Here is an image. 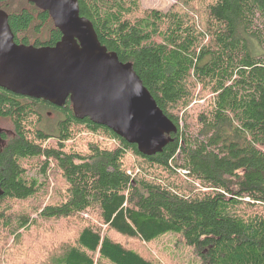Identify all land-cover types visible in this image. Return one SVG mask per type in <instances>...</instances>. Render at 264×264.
<instances>
[{"label": "trees", "instance_id": "1", "mask_svg": "<svg viewBox=\"0 0 264 264\" xmlns=\"http://www.w3.org/2000/svg\"><path fill=\"white\" fill-rule=\"evenodd\" d=\"M78 4L176 132L145 156L69 101L0 87L10 126H0V264H158L128 242L167 233L201 264H264V0H177L166 12L139 0ZM0 10L17 45L61 39L27 0ZM46 110L61 115L56 125H42ZM58 226L74 230L61 237Z\"/></svg>", "mask_w": 264, "mask_h": 264}, {"label": "water", "instance_id": "2", "mask_svg": "<svg viewBox=\"0 0 264 264\" xmlns=\"http://www.w3.org/2000/svg\"><path fill=\"white\" fill-rule=\"evenodd\" d=\"M27 1L49 14L61 39L52 47L17 45L0 10V87L56 107L69 101L77 117L112 130L145 156L160 153L175 125L132 64L100 44L92 24L80 16L78 0ZM1 133L0 128V146Z\"/></svg>", "mask_w": 264, "mask_h": 264}, {"label": "rangeland", "instance_id": "3", "mask_svg": "<svg viewBox=\"0 0 264 264\" xmlns=\"http://www.w3.org/2000/svg\"><path fill=\"white\" fill-rule=\"evenodd\" d=\"M177 0H139L141 9L144 10H159L161 12H166ZM202 102V101H201ZM42 125L44 126H54L60 119L61 115L54 112L44 111L42 113ZM188 122H192V118ZM2 128L9 130L10 126L7 123L0 125ZM182 125L180 124V127ZM131 163L134 165V173L139 172V167L137 165V159L130 155ZM181 170L178 171V175L183 180L185 174ZM133 173V174H134ZM53 179H51L50 187L53 184ZM59 234L61 237H69L70 232L74 229L63 230L61 226H58ZM128 245L137 251H139L145 257L152 260L158 261V264H201L200 260L193 255L192 250L187 246L180 244L176 241V236L173 233H167L157 240L153 241L149 245H144L140 243L128 242Z\"/></svg>", "mask_w": 264, "mask_h": 264}, {"label": "built area", "instance_id": "4", "mask_svg": "<svg viewBox=\"0 0 264 264\" xmlns=\"http://www.w3.org/2000/svg\"><path fill=\"white\" fill-rule=\"evenodd\" d=\"M180 172H181V171H180ZM182 173L186 174V172H185V171H182Z\"/></svg>", "mask_w": 264, "mask_h": 264}]
</instances>
